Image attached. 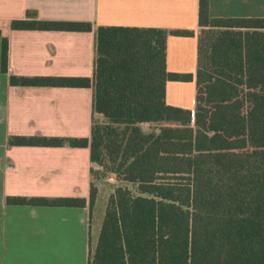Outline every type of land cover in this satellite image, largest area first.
<instances>
[{"label":"trees","instance_id":"obj_1","mask_svg":"<svg viewBox=\"0 0 264 264\" xmlns=\"http://www.w3.org/2000/svg\"><path fill=\"white\" fill-rule=\"evenodd\" d=\"M198 16L194 113L166 102L168 81L192 79L168 72V36L190 31L99 27L93 79L10 77L12 86L94 88L90 138L9 140L89 148L92 177L97 165L124 184L106 204L89 264H264V19L212 18L210 0H199ZM11 29L91 32L93 25L30 12ZM8 67L3 37L2 72ZM98 194L92 179L91 211ZM7 203L88 205L84 198L21 196Z\"/></svg>","mask_w":264,"mask_h":264},{"label":"crops","instance_id":"obj_2","mask_svg":"<svg viewBox=\"0 0 264 264\" xmlns=\"http://www.w3.org/2000/svg\"><path fill=\"white\" fill-rule=\"evenodd\" d=\"M30 12L45 21L89 22L93 31L11 29L12 21ZM198 15L199 0H0V264H89L98 241H92L89 207L90 149L9 144L14 136L90 138L94 88L12 86L10 77L93 79L99 27L190 31L189 36H168V72L192 79L168 81L166 102L194 113L202 32ZM210 15L264 19V0H210ZM3 37L9 42L8 73L2 72ZM16 196L84 198L88 205H9L7 198Z\"/></svg>","mask_w":264,"mask_h":264},{"label":"rangeland","instance_id":"obj_3","mask_svg":"<svg viewBox=\"0 0 264 264\" xmlns=\"http://www.w3.org/2000/svg\"><path fill=\"white\" fill-rule=\"evenodd\" d=\"M96 121L102 120L103 117L101 115L95 116ZM146 131H149L151 129L150 126L144 127ZM96 167V166H95ZM97 170H100L98 175L94 174L92 179L94 180L95 185L98 186L100 196L98 199H96L94 210L92 211V241L95 243L98 239L99 229L101 227V215L105 212L106 204L115 192V189L121 185H124L122 182H120L115 175L111 173L104 174L102 169H99L96 167Z\"/></svg>","mask_w":264,"mask_h":264},{"label":"water","instance_id":"obj_4","mask_svg":"<svg viewBox=\"0 0 264 264\" xmlns=\"http://www.w3.org/2000/svg\"><path fill=\"white\" fill-rule=\"evenodd\" d=\"M96 167H98V166L96 165Z\"/></svg>","mask_w":264,"mask_h":264}]
</instances>
